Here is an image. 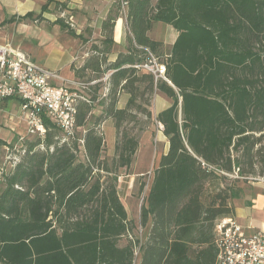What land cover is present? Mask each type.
Wrapping results in <instances>:
<instances>
[{"label":"trees","instance_id":"trees-1","mask_svg":"<svg viewBox=\"0 0 264 264\" xmlns=\"http://www.w3.org/2000/svg\"><path fill=\"white\" fill-rule=\"evenodd\" d=\"M124 10L128 46L110 63ZM156 23L179 33L165 59L163 43L149 36ZM101 37L84 64L71 70L84 83L113 71L104 112L122 133L116 170L128 169L139 148L124 125L137 114L152 119L144 105L157 92L173 101L156 117L169 149L141 209V225L151 220V228L139 248L140 264H217L216 222L235 216L229 201L236 195L229 188L212 194L209 186L228 178L203 163L264 177V0H116ZM144 48L166 67L171 84L135 67L146 59ZM102 86L87 92L96 100ZM123 93L130 98L125 109H118ZM93 108L80 105L79 128ZM46 124L45 140L26 142V155L3 177L0 264H134L139 242L120 246L134 225L116 183H102L101 174L110 176L112 170L102 156L99 126L85 131L80 150L76 140L60 144L59 128L49 120Z\"/></svg>","mask_w":264,"mask_h":264},{"label":"built area","instance_id":"built-area-1","mask_svg":"<svg viewBox=\"0 0 264 264\" xmlns=\"http://www.w3.org/2000/svg\"><path fill=\"white\" fill-rule=\"evenodd\" d=\"M144 50L147 52L145 61L135 67L152 74L156 82L164 80L170 83L165 76L166 67L151 50ZM112 73L113 71H110L99 80L89 83L75 81L71 86L58 85L55 83L61 79L58 72L40 66L31 56L8 42L0 44V102L5 99L19 100L17 119L25 126V134L19 138L20 145L13 149L7 148V160L11 170L26 155V142L45 140L48 134L46 120L51 121L61 131L60 144L71 145L72 141L76 140L79 149L83 150L84 137H78L80 128L77 126L80 105L85 103L94 106L97 100L106 99L110 93ZM98 83L103 86L95 100L87 91ZM159 126L162 127L161 124ZM16 149L18 152L14 153ZM203 167L227 178L249 180L264 190L262 176L243 177L239 168H234L233 172L229 173L205 163ZM7 169H0V180L11 171ZM215 242L219 251L217 264H264V228L248 234L247 229L240 225L235 217L221 218L216 222Z\"/></svg>","mask_w":264,"mask_h":264},{"label":"crops","instance_id":"crops-1","mask_svg":"<svg viewBox=\"0 0 264 264\" xmlns=\"http://www.w3.org/2000/svg\"><path fill=\"white\" fill-rule=\"evenodd\" d=\"M115 1L116 0H0V44H5L9 41L14 48L27 53L34 62L44 66L43 64H45L50 57L45 53V48L53 45L56 39L60 40L66 43L62 55L64 61L67 62L66 69L69 71L65 78L63 77V81H75L76 77L71 70V66L76 62L78 67L82 66L87 57H82L81 54L89 56L87 51L91 49V45L100 42L102 39V24L107 18L110 7ZM46 5L47 8L44 9ZM65 14L68 15L76 25L75 31H72V36L68 33V29H66L68 28L66 27V20L63 21V15ZM158 24L159 23H156L154 25L153 29L149 32V36L153 40L163 43L164 49L171 51L179 33L169 25V27H159ZM69 26L71 27V25ZM88 29L92 32V38L88 35ZM159 29L165 32L163 36L154 34V31L157 32ZM89 37L92 40H99H93L92 43H90V41L84 43L85 39H89ZM114 41L115 46L109 58L110 63L115 62L118 54L126 51L128 46L126 10H124L123 15L116 24ZM57 72L60 74V71ZM126 98L127 96L122 94L120 103L125 104L128 99ZM172 103L173 101L170 98L157 92L154 95L153 107L151 109L154 118H156L160 112L169 108ZM19 110L20 101L17 99H5L0 102L1 141H6L9 144L12 141L15 142L14 139H17V137L20 138V135L25 134L24 124L20 123L17 119ZM160 129L159 134L163 135L167 143L166 151L163 154L165 155L169 149V142L162 132V127H160ZM253 186H255L259 193H257L256 197L252 200L251 207H247L249 211L248 216L240 217L238 212L234 216L240 225L247 229L248 234H252L254 231L264 228V190L260 185ZM119 197L128 214V220L133 224L131 215L132 205L126 204L120 194ZM130 240H133L131 234L123 236L120 240V246L124 247L128 245ZM134 264H136V260Z\"/></svg>","mask_w":264,"mask_h":264},{"label":"rangeland","instance_id":"rangeland-1","mask_svg":"<svg viewBox=\"0 0 264 264\" xmlns=\"http://www.w3.org/2000/svg\"><path fill=\"white\" fill-rule=\"evenodd\" d=\"M66 20V29H68V33L72 36V31H75L76 25L74 21L70 19L68 15H63V21ZM64 24V23H63ZM65 25V24H64ZM69 25H72L70 27ZM158 26H168L164 23H159ZM169 27V26H168ZM171 28V27H170ZM164 31H154V34L163 36ZM92 38V36H90ZM85 39L84 43L90 41V43L94 41H98L99 39ZM9 43V41H8ZM11 44V42H10ZM12 45V44H11ZM66 46V43L55 40L53 45L45 48V53L50 57L48 60L43 64L44 68L57 72L60 71L61 79L56 80V84L62 85H73L75 81L79 80H71L70 82H64L63 77L68 74V70L66 69V63L63 59V49ZM19 50V49H18ZM84 52V51H83ZM90 54V50L87 51ZM171 53L170 50L163 49L161 57L165 59ZM44 54V53H43ZM82 57H88L85 54H81ZM75 66L78 67L77 62L74 63ZM41 66V65H40ZM56 70V71H55ZM108 71L107 73H109ZM59 73V72H58ZM127 96V100L125 104L119 102L117 104L118 109H125L127 107L128 100L130 96L126 93H123ZM153 99L154 96L150 99L149 105H144L145 108L149 110L153 107ZM108 99L97 100L95 102L94 108L87 119L86 126L84 128H80L79 131V138L83 136L85 131L88 128H91L95 125H98L100 128V133L104 137L105 140V147L103 152V159L106 160L109 168L112 170V174L110 176H106L105 173H102V183H104L105 187L110 184V182L114 181L117 185V191L121 195L123 201L126 204L132 205L131 215L133 218V225L134 229L131 232L132 238L136 242H139V245L136 247L135 256H136V264H139V260L141 257L140 254V246L145 243L146 239L149 236L150 228H151V220L149 221L148 225L143 227L140 223V215L141 209L144 205H146V201L154 180V173L156 169L159 167V162L162 155L166 151V140L164 139L162 134H159L161 130L159 127V123H157L156 118L148 119L144 114H137L136 119L129 122L128 124L124 125V132L129 133L131 136L138 139L139 148L137 153L133 159L132 165L127 168H118L116 170V166L113 165V160L116 157V143L122 137V133H120L115 127V121L112 118H109L104 112V106L107 104ZM152 111V110H151ZM5 128V127H3ZM6 129V128H5ZM13 138V137H12ZM15 142H10L9 144L6 141L0 140V169L8 168L7 170H11L9 166V161L7 160L9 153L7 148L12 149L15 146L20 145V140L14 139ZM4 146V147H3ZM26 147V145H24ZM18 152L17 149L14 150V153ZM240 158L241 153L237 154ZM79 160L84 161V155L79 154ZM10 172V171H9ZM8 172V173H9ZM250 177V176H248ZM112 180V181H111ZM235 179L228 178L227 180H219L216 183H212L209 186V191L212 194L218 193L220 190L223 189H231V193H234L236 197L232 198L229 202L231 206L234 208L235 215L238 212L240 217L248 216V209L247 207H251L252 200L256 197L257 189L249 180H238L237 182L234 181ZM5 188L4 181L0 180V193ZM118 194V195H119ZM242 207V208H241Z\"/></svg>","mask_w":264,"mask_h":264}]
</instances>
